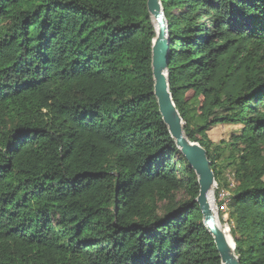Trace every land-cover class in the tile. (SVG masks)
<instances>
[{"label": "trees", "instance_id": "1", "mask_svg": "<svg viewBox=\"0 0 264 264\" xmlns=\"http://www.w3.org/2000/svg\"><path fill=\"white\" fill-rule=\"evenodd\" d=\"M160 1L184 135L216 197L233 175L238 264H264V0ZM146 3L0 0V264H221L153 96Z\"/></svg>", "mask_w": 264, "mask_h": 264}, {"label": "water", "instance_id": "2", "mask_svg": "<svg viewBox=\"0 0 264 264\" xmlns=\"http://www.w3.org/2000/svg\"><path fill=\"white\" fill-rule=\"evenodd\" d=\"M146 7L156 34L152 42L151 69L154 83L153 96L158 112L170 137L197 177L199 194L195 202L200 207L203 224L213 238L221 264H238V258L234 253V243L232 242L233 248L230 247L225 231L220 228L217 216L210 206V196L216 183L206 152L200 145L189 141L184 135L182 119L169 92L167 78L169 42L161 1L147 0Z\"/></svg>", "mask_w": 264, "mask_h": 264}, {"label": "rangeland", "instance_id": "3", "mask_svg": "<svg viewBox=\"0 0 264 264\" xmlns=\"http://www.w3.org/2000/svg\"><path fill=\"white\" fill-rule=\"evenodd\" d=\"M175 13L177 14L178 11H175ZM239 88H240L239 82L237 81V79L233 78L227 84V86L225 88V94H227V95L236 94L238 92ZM236 130H237V128H235V127L221 126V127H217L215 129H213L212 131H210L208 133V136H209L210 140L212 142H214V144L218 143L221 140L229 142V137H230L231 133L235 132ZM222 178L225 179L224 182L229 184L228 188L227 189H225V188L219 189V195L216 197L215 192H216V189H218V187L215 186L213 188L212 195L210 196L209 202H210V206H211L212 210L214 211V213L217 216V220H218V224H219L220 228L222 230H224L226 232V234H229V227L225 223L227 220V216L223 215V221L220 222L218 214H219V212L222 213V212L226 211V202H228L230 190L233 189L235 186V181H234L233 175L230 173L229 170L224 171V176Z\"/></svg>", "mask_w": 264, "mask_h": 264}, {"label": "bare ground", "instance_id": "4", "mask_svg": "<svg viewBox=\"0 0 264 264\" xmlns=\"http://www.w3.org/2000/svg\"><path fill=\"white\" fill-rule=\"evenodd\" d=\"M224 234H225V236H226V240H227L228 244L230 245V247L233 248L231 237L229 236V234H226V232H224Z\"/></svg>", "mask_w": 264, "mask_h": 264}, {"label": "built area", "instance_id": "5", "mask_svg": "<svg viewBox=\"0 0 264 264\" xmlns=\"http://www.w3.org/2000/svg\"><path fill=\"white\" fill-rule=\"evenodd\" d=\"M215 186H216V184H215ZM215 186H214V187H215Z\"/></svg>", "mask_w": 264, "mask_h": 264}]
</instances>
